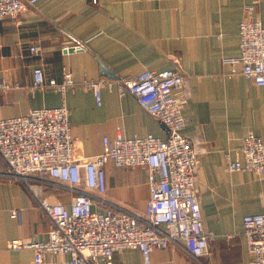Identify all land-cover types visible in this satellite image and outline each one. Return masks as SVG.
Segmentation results:
<instances>
[{
    "label": "crops",
    "instance_id": "obj_1",
    "mask_svg": "<svg viewBox=\"0 0 264 264\" xmlns=\"http://www.w3.org/2000/svg\"><path fill=\"white\" fill-rule=\"evenodd\" d=\"M264 26L261 0H37L27 10L0 22V118L34 108H69L74 158L102 151L103 137L152 133L166 137V126L116 84L101 86L102 103L84 80L135 76L144 70L179 67L187 78L184 132L198 151L196 189L204 228L213 237L209 253L196 258L179 244L156 247L149 264H254L242 218L264 213V174L228 171L226 153L236 157L241 138L252 130L264 141V85L251 83L242 63L239 24L245 6ZM80 44L65 50V44ZM34 44L38 51H32ZM62 81L69 71L74 85L65 91L33 86V69ZM0 155V264H35L32 249H8L12 238H47L52 222L28 185L5 176ZM107 190L94 208L141 211L149 197L148 175L139 166L105 165ZM41 194L69 205L72 191L48 174H32ZM11 210H17L12 216ZM40 264H53L50 256ZM113 264H147L139 249L125 248Z\"/></svg>",
    "mask_w": 264,
    "mask_h": 264
},
{
    "label": "built area",
    "instance_id": "obj_2",
    "mask_svg": "<svg viewBox=\"0 0 264 264\" xmlns=\"http://www.w3.org/2000/svg\"><path fill=\"white\" fill-rule=\"evenodd\" d=\"M264 2V0H261ZM37 0H0V22L6 16L32 7ZM245 6L239 24L240 53L226 61L242 63V72L254 84L264 85V26L253 19ZM80 44H65L63 49H79ZM38 51L37 44L30 47ZM71 73L62 81L46 79L43 69H33V86L65 91L73 86ZM116 84L121 95L133 94L139 104L168 129L162 138L152 133L114 138L103 137L102 151L78 160L72 153L69 108L59 106L34 108L26 114L0 118V155L7 169L5 176L25 182L52 225L47 238H12L8 249L33 250L35 264L50 256L53 264H113V255L125 248L139 249L149 264L156 247L179 244L196 258L209 253L213 237L204 228L196 189L198 151L184 132L186 118L182 109L188 100L187 78L179 67L161 71L144 70L135 76L86 79L98 105L102 103L101 86ZM11 88L0 80V106L3 93ZM236 157L226 153L228 171L250 170L264 174V141L249 130L241 138ZM139 166L147 171L149 197L141 211L105 207L94 208L107 190L105 165ZM48 174L66 184L73 195L69 205L41 194L32 174ZM17 210H11L17 216ZM243 234L254 264H264V213H250L242 218Z\"/></svg>",
    "mask_w": 264,
    "mask_h": 264
},
{
    "label": "water",
    "instance_id": "obj_3",
    "mask_svg": "<svg viewBox=\"0 0 264 264\" xmlns=\"http://www.w3.org/2000/svg\"><path fill=\"white\" fill-rule=\"evenodd\" d=\"M73 50V49H72ZM168 130V129H167Z\"/></svg>",
    "mask_w": 264,
    "mask_h": 264
}]
</instances>
